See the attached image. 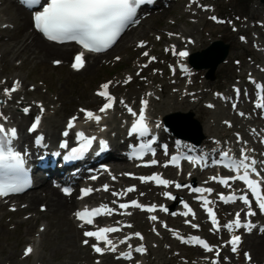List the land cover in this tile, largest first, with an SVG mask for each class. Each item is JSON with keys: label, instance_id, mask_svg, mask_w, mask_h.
Instances as JSON below:
<instances>
[{"label": "rangeland", "instance_id": "374dc122", "mask_svg": "<svg viewBox=\"0 0 264 264\" xmlns=\"http://www.w3.org/2000/svg\"><path fill=\"white\" fill-rule=\"evenodd\" d=\"M214 4L216 5V13L218 16L220 15L225 18L226 23L229 21L232 22L234 16L237 21L239 13L246 17V21L242 23H233L235 26L240 27V31L236 34L231 32L228 27L229 24L215 26L206 19L198 24V30H195L192 34V37L195 39L197 37V40L201 43V47L196 50L197 52L207 47L208 43L213 40V38L215 39L218 33H221V39L224 42L230 44V54H232V58L229 56V64L218 66L215 72V81L213 83L209 82L211 85H214V88H225L227 87L226 82L231 81L233 77L225 76L230 74L233 75V72H237L231 60L233 58L243 60V50H247L249 53L252 52V55H255L248 42H251L252 34L248 33L247 29H250L251 25L253 26V22L255 23L257 20H263L264 6L260 5L256 0H216ZM2 9L3 6L0 5V20H5L8 18V15L5 11H2ZM179 14L180 12L176 10L166 15V17H170L174 20L175 25H171V23L167 24L164 16L163 19H157V23L154 21L151 22L152 24L146 22L141 26V29L139 28L135 33L125 35L113 52L103 58L104 60L112 61L114 56L119 55L122 61L119 64H115L113 67H105L100 64L98 67L94 68V72H90L88 75H86V71L79 74H71L67 68H63L62 66L57 68L52 67L50 60L54 56L43 59L42 57H35L32 55L27 61V54L20 58L16 56L12 57L11 55L6 57L0 50V69L1 65H4V71L0 73V75L7 74L8 77L18 75L23 79L25 86L28 87L32 85L36 87V90L39 91L29 93V100L31 99V102L34 101L33 104H35V102H41L44 98H47L49 101L48 116L56 117V115H58L63 117L62 122L57 128L59 129L68 116L78 111L77 107L88 103L87 101H91V96L93 95L92 91L97 87L96 85L98 82L107 80L109 77L112 78L113 72L118 73L122 70L131 72V60L135 56V53L131 51L132 48L128 49L127 47L135 40L146 39L156 44L154 35H161L162 31L172 30L174 26L176 30L182 28V30L178 32L183 34V36L185 33L188 35L191 27L190 25L187 27L183 23L185 19L178 20ZM8 20L15 23L12 19ZM255 29H257L256 25ZM258 34H260L259 31ZM238 35L247 38L246 44L238 40ZM6 40L7 37L2 36L0 38V45L8 43ZM130 51L133 53L132 56H130ZM28 55H30V52ZM17 60L19 63H22L19 67H14V62ZM244 72H246V70H244ZM118 74L123 73L121 72ZM41 84H43V87ZM133 87L134 85H131L130 89ZM121 90L124 91L123 89ZM93 104L94 103L90 105ZM210 116L212 117L211 114ZM214 119L215 121L212 119V123H210L209 135L217 137L223 133L220 121L229 120V118H227V116L216 115ZM113 124L115 125V127L112 126L115 129L114 132L119 136L121 130L118 127V123ZM200 136L204 138L203 133H201ZM28 196L29 195L22 197L21 202L23 203ZM41 202L43 201L38 202L36 206L31 209H26L25 211L21 210L22 212L18 210L15 213L9 214L6 213V208L0 211V257L3 264H93V260L89 259L86 250L79 246V235L71 222L69 212L72 208H69V210L61 214H53L49 211L41 213L39 211L41 205H38L42 204ZM40 226L45 227L43 232H40ZM150 239H152L154 243H150L151 255L146 261L151 262V264H173L182 261V259L184 260L189 254L193 255V253L187 249L180 248L176 243L171 242L164 234L160 235L158 248L154 249L152 246L154 244L158 245V238L150 237ZM28 243H33L36 253L34 257L32 256L26 263L20 259V256L23 246ZM177 253H181L179 257L183 258H176ZM108 262L111 264H118L111 262L110 259H108Z\"/></svg>", "mask_w": 264, "mask_h": 264}, {"label": "snow or ice", "instance_id": "6c2138e0", "mask_svg": "<svg viewBox=\"0 0 264 264\" xmlns=\"http://www.w3.org/2000/svg\"><path fill=\"white\" fill-rule=\"evenodd\" d=\"M145 0H46V2L42 5V10L34 13L33 21L34 27L37 31L41 32L48 40L57 41L63 43L65 41H75L80 44L83 48L90 52H101L108 48H110L120 36L121 32L126 28V26L133 22V17L136 15L137 7L140 4H143ZM25 3L31 7L35 5H41V0H25ZM213 20L216 17H211ZM143 47V43L140 45ZM145 56H148V53H143ZM179 55L181 57L187 56V52H180ZM84 54L81 52L76 55L75 62L72 67L79 70L84 66ZM118 59V58H117ZM152 59H155L152 57ZM56 63H59L57 61ZM147 65H145L146 67ZM131 77H129V80ZM20 87L19 81H16L11 88H4V94L11 97L12 93L18 91ZM109 85H102L103 91H100L98 95L104 97L108 102L104 104V106L100 109L101 112L108 111L114 102V98L110 96L107 92ZM261 103L257 104V107L264 108V96L261 97ZM143 104L146 106L147 101H143ZM43 110V109H42ZM25 113L29 111L28 108L23 109ZM85 111V110H81ZM128 111L136 116L137 113L133 112L131 108ZM243 115V113H241ZM2 116V114H0ZM6 119V118H4ZM86 119L94 120L96 123H99L101 117L92 113L91 111L86 112ZM74 120H70L67 127L71 129L74 127ZM40 124V117L37 116L31 127L29 128L30 132H34ZM149 131L148 125L145 122V115L143 109L139 113V118L132 124L131 133H139L141 136L145 135ZM65 136L68 135L67 131L64 133ZM17 136V129L15 127L6 128L3 123H0V169H19L22 161L19 157L18 153H15L11 150V148H7L6 146L11 144L12 139ZM78 138L83 141L81 148L77 150L78 152H84L89 147H91L93 141L96 137H87L83 132L77 133ZM42 139V137L40 138ZM103 147H106L105 141H100ZM66 146V145H65ZM225 157H228V153L225 152L223 154ZM176 162V159L173 158V163ZM152 164H156L157 161H151ZM256 161L254 159H250L246 154V150H241V156L238 160H230L228 164L224 166L229 168L231 171L236 173L233 177L228 178H217L213 177L212 179H218V182L229 186V181L232 179L242 181L251 192V194L255 197L256 203L259 209L264 212V191H262V184H264V180L253 179L252 175L260 176L261 174L257 171L255 165ZM264 163V162H262ZM95 179V177H93ZM141 182L154 181L158 185H163L165 187L169 186L171 181L163 179L160 175L154 174L149 177H139ZM176 188L185 187L179 183L175 184ZM104 191L108 190V185L104 186ZM21 191L20 186L16 182L12 181H2L0 180V196L8 195L10 192H18ZM127 192L135 191L134 187H130L126 190ZM192 191L198 193L208 192L211 193L212 189H204V188H193ZM67 193V190H65ZM92 192V189H85L84 195H88ZM113 195H119V193H113ZM164 195L169 199H175L170 193L165 192ZM220 200L225 203L235 202L236 200H241L245 205H249L250 200L247 195H239L232 194L230 196L225 197L224 195H220ZM211 203L208 199H203V206L208 213V216L211 219L212 225L219 230V222L216 217L215 211L209 207L208 205ZM121 209H128L129 207L141 209L148 212H155L157 209L156 205L144 206L137 201L133 200L131 203H121L119 205ZM187 212L183 213V215L187 216L192 210L188 207L187 204L184 205ZM162 211H167L166 208L161 207ZM114 210L108 208L106 205H101L100 207L88 209L85 207L83 210L75 213L76 218L81 220L83 224H93L94 218L102 215H110ZM124 214L131 215L130 212H126ZM256 213L252 211H248V216H254ZM194 215V214H193ZM152 221L157 220L155 215L150 216ZM83 224L81 226H83ZM127 227H132V225H127ZM167 227V225H165ZM193 228L198 227V225L193 224ZM226 228L232 230L235 228H247L248 231H251L255 225L251 222L243 223L241 222L240 213L235 214V219L225 225ZM264 231V228L260 229ZM120 231L119 228L116 227H104L99 228L97 231H86L84 233L85 237H94L97 244L92 245L93 250L98 254L103 255L104 252L111 251L115 252L117 250V245L113 243L111 239H109L108 234ZM139 239H143V236L140 233L134 234ZM131 237H128L130 239ZM177 239H180L183 243H193L201 246L204 250L208 252H212L214 249L203 239L198 236L190 237L189 239H184L177 235ZM99 242H103L106 245V248H101L99 246ZM241 237L239 235H233L229 243L231 244L232 252H236L238 250V246L240 245ZM85 244H88V240L84 241ZM120 243H126V240H121ZM131 247V246H130ZM33 249L29 247L25 251V255H29ZM135 251L138 253H144L145 248L141 245L135 248ZM217 256H219V251L216 252ZM125 259H131L132 253L131 251L127 253H123ZM245 256L248 260H251V256L245 253ZM212 264H216V261H213Z\"/></svg>", "mask_w": 264, "mask_h": 264}, {"label": "bare ground", "instance_id": "6f19581e", "mask_svg": "<svg viewBox=\"0 0 264 264\" xmlns=\"http://www.w3.org/2000/svg\"><path fill=\"white\" fill-rule=\"evenodd\" d=\"M2 5H3L2 11H5L7 13L8 19L10 20L12 19L16 23L15 30L5 33V36L7 37L6 42L8 41V43L4 42L5 43L4 45L3 44L0 45V50L6 55V57L11 55L12 57L16 56L20 58L21 56L27 54V61L29 60V57L32 55H34L35 57L37 56L42 57L43 59H48L49 57L54 56L58 59L66 60L70 56V54L74 51L75 47L72 45H65V46L52 45L45 42L33 30L30 32L31 22L29 20V15L26 12H24L22 9L17 7L14 3L5 0ZM122 38L123 36L120 38L119 41H121ZM119 41L115 47H117ZM29 52L30 55H28ZM97 58L98 57L93 56L91 57V59H87L86 65L82 70V72L80 73L86 71V75H88L90 72L91 73L94 72V68L98 66V62H99ZM10 86L11 85L5 88H10ZM3 89L4 88L2 87L0 88V99L2 100V105L5 108V106L10 104V102L4 101L7 99V95L4 94ZM48 104H49L48 99L44 98L43 104L40 105L42 107L47 108ZM13 107H15V104L13 105ZM16 107L18 108L19 106L16 105ZM39 107L40 106H38L37 109L34 111L36 114H39ZM5 110L6 113L9 115L8 116L4 115V118H6L4 120L6 121L9 127H13V125L17 126L16 129L19 131L18 134L20 137L18 141H20V144L22 146H25L27 144L26 142L27 138H25L26 134L23 128V123L25 121V118L21 116L19 113H10L12 112L10 111V109L5 108ZM117 113L120 112H116L115 114L117 115ZM108 115L111 117V115L113 114H108ZM62 118H63L62 116H58V115H56V117L45 116L43 118V123L41 125L42 127L41 132L44 133L47 142H50V144H53L55 138L57 137V128L62 122ZM103 121H105L106 123L108 122V125L105 127H109V125L111 124L110 123L111 121L109 122L107 119L105 120V117H102V120L99 123H93L91 120L83 119L80 122L81 124H78V126L81 127L82 125H86V126L89 125L90 126L89 128H92L94 126L95 128L93 129H97L94 132L102 134L104 132L103 130L105 129V128L103 129L104 126ZM100 126L102 129H98ZM24 195H27V193ZM24 195H22V197ZM66 199L67 198H64L61 195H59L57 191L54 190L53 188L44 185L41 189L31 192V194L27 197V199L20 204H26L27 208L31 209L34 206H36L38 202L43 201L41 203L42 205L46 206V211H49L53 214H61L62 212L69 210V208L75 205L74 201L70 203L67 202ZM17 200H19L20 202L21 197L17 198L14 202H18ZM16 205L18 206L19 203H17ZM16 205H11V206H16ZM0 210H1V206H0ZM246 245L248 246V249L251 251L253 257H255L258 255V253L264 250V238L257 235H251L246 238Z\"/></svg>", "mask_w": 264, "mask_h": 264}, {"label": "water", "instance_id": "95a60500", "mask_svg": "<svg viewBox=\"0 0 264 264\" xmlns=\"http://www.w3.org/2000/svg\"><path fill=\"white\" fill-rule=\"evenodd\" d=\"M261 1L264 2V0H261ZM217 61H219V60H215V61H214V65L217 64Z\"/></svg>", "mask_w": 264, "mask_h": 264}]
</instances>
